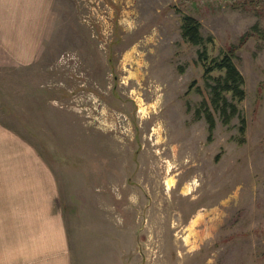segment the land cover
Wrapping results in <instances>:
<instances>
[{"label":"rangeland","instance_id":"obj_1","mask_svg":"<svg viewBox=\"0 0 264 264\" xmlns=\"http://www.w3.org/2000/svg\"><path fill=\"white\" fill-rule=\"evenodd\" d=\"M232 49L246 98L227 95L225 124L199 53ZM37 57L0 48V240L46 206L6 195L55 177L72 264H264V0H56ZM38 162L48 175L6 184Z\"/></svg>","mask_w":264,"mask_h":264},{"label":"crops","instance_id":"obj_2","mask_svg":"<svg viewBox=\"0 0 264 264\" xmlns=\"http://www.w3.org/2000/svg\"><path fill=\"white\" fill-rule=\"evenodd\" d=\"M55 3L56 0H0V48L24 65L34 64ZM38 164L43 166L39 170L46 171L47 168L41 162L27 166L25 164L27 169L24 170L19 169V165H12L11 167L16 168L9 170L16 169L17 173L13 177L19 182L15 185L8 181L6 184L14 185L20 190L18 186H25L26 182L33 180L34 176L31 174V179L29 173L36 172ZM54 181L55 177L45 180V186L42 183L40 185V182L32 185L33 190L28 191L30 194L22 193L17 197L15 194L6 195L13 196L11 201L21 200L22 203L26 195L29 202L46 203V206L41 208L37 205L31 210L22 206L20 214L15 218L9 217L21 220V226L17 227L15 239L0 240V251L7 252L6 259L3 258L1 264H15L13 257L17 258V264H72L69 234L63 214L60 207H56L58 200L48 196L49 192H56L54 188L48 190V186ZM38 190L39 194H36ZM37 208L40 210V217H37ZM32 222L34 226L42 222L45 224L37 229L31 227ZM24 224H28V227ZM5 242H8L6 248Z\"/></svg>","mask_w":264,"mask_h":264},{"label":"trees","instance_id":"obj_3","mask_svg":"<svg viewBox=\"0 0 264 264\" xmlns=\"http://www.w3.org/2000/svg\"><path fill=\"white\" fill-rule=\"evenodd\" d=\"M182 36L192 45L202 46L206 42L201 32L200 22L191 16H186L182 20ZM250 36L251 34L249 33L243 37L241 44H244ZM211 40L212 38L207 41ZM234 56L235 50L232 49L224 55L222 59L210 61L206 52L199 53V61L205 69V78L208 79L210 77L214 80V84L211 87L213 106L216 111L220 112L225 124H229L233 118L239 115L237 105L234 101L230 102L227 95H232L233 100L236 99L238 102H242L246 98L244 89L245 79L234 62ZM216 71L224 72V75L213 77L212 75ZM204 108H206L207 111H205V113L198 111V118L205 116L209 123V130L213 132L216 127L215 119L212 113L209 114L207 105H205ZM245 130L246 124L244 120L241 129L242 134L245 133Z\"/></svg>","mask_w":264,"mask_h":264},{"label":"bare ground","instance_id":"obj_4","mask_svg":"<svg viewBox=\"0 0 264 264\" xmlns=\"http://www.w3.org/2000/svg\"><path fill=\"white\" fill-rule=\"evenodd\" d=\"M131 14H132V13H131ZM130 25H133V23H132V24H130ZM149 42H150V41H149ZM159 78H160V77H158V80H159ZM158 84H160V81L158 82ZM157 87L159 88V87H160V85H159V86L157 85ZM158 93H160V91H158ZM142 111H143L142 113H143V114H144V116H145V115H146L145 108H143V109H142ZM155 132H156V131H155ZM160 132H162V131H161L160 129H158V133H159V134H160V136H161V133H160Z\"/></svg>","mask_w":264,"mask_h":264}]
</instances>
